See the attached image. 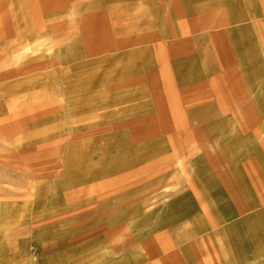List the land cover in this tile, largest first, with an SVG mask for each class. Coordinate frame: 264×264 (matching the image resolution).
<instances>
[{
  "label": "rangeland",
  "instance_id": "374dc122",
  "mask_svg": "<svg viewBox=\"0 0 264 264\" xmlns=\"http://www.w3.org/2000/svg\"><path fill=\"white\" fill-rule=\"evenodd\" d=\"M151 1L156 5V0ZM158 1L165 3L169 0ZM220 2L224 3L216 9H219L218 16L228 11L225 0L215 3ZM113 3L114 0H0V199L5 203L4 215L0 214V264H238L231 245L225 244L227 236L223 229L227 218H232L236 212L229 211L233 208L226 206H222L223 209L219 202L213 206L208 198L212 187L226 188L229 198L239 205L240 211L253 210L256 226L259 224L262 228L259 230L263 235L262 241L264 224L259 212H264V176L257 181L258 184L241 179V187L245 189L241 194L245 198L243 201L227 184L228 174L217 171L213 162L218 159L214 148L220 140H216L222 136L228 138L225 143L230 152L227 155L225 150L223 158L235 161L240 172L243 171L244 159L250 155L262 157L264 168V106L259 105L261 109H257L255 105V102L264 103V93L260 98L253 95V90L260 86L264 92V43L252 32V27V31L230 32L233 38L239 36L245 44L237 47L244 65L239 67V63H233L230 65L233 70L229 73L239 82L243 79L241 104L228 112L227 118L219 121L218 128L210 127V130L208 127L209 134L202 136L201 141L185 142L186 139L173 136L167 127L162 126L164 116L150 100L149 87L156 90V79L150 77V86L144 85L148 72H154L158 67L153 63L157 52L153 53L152 46L162 38L158 41H148L147 38L153 33L152 29L160 28L158 32L161 35L166 33L161 29L167 27L162 15V22H156L155 26L150 24L152 27L144 24L141 29L128 31L126 36L140 32L130 36L128 48L137 46L141 35L146 41L142 44L152 48L149 53L138 52L144 56V59L141 57L143 65H140L142 74L139 72L137 78L134 74L132 80L126 81L131 83L128 85L132 94L141 87L149 92L147 97L151 109L142 113L148 119L142 120V125L124 123L122 118L126 117L119 116L99 120L98 111L91 108L83 111L96 106L94 102H86L79 112L71 110V106L67 110L61 101V91L68 86L73 87L78 76L94 74L98 65L94 61L100 60L101 56L110 58L112 55L113 48L109 47L93 56L91 51L104 36L102 29L95 31L93 26L84 30L85 40L81 42L86 47L77 48L74 44L80 43L76 42L79 27L89 12L106 13L103 16L109 22L106 38L111 34L112 38L115 37L114 28L109 31L119 21L118 16L109 12ZM165 9L171 13L173 6H165L163 11ZM161 10L159 6H150L142 14L153 19ZM201 10L205 12L206 6L194 9L196 13ZM182 28L169 33L181 41L190 37L188 43L191 44L199 43V38L205 39V31L211 30L207 24L201 30L197 26L192 28L185 21ZM202 45L197 48L199 60L205 51ZM195 47L176 46L173 50L164 46L168 63L163 69L167 72L165 76H174L176 72L172 62L179 56H192ZM83 48H88L87 57L79 59V62H64L66 54H82ZM189 59L195 63L193 57ZM182 61L184 59L177 62ZM199 78L186 80L182 87H198ZM80 82L87 85L91 77ZM48 88L52 93H46ZM52 96L57 106L53 112L49 109L46 112L45 107L31 110ZM131 113L134 117L141 114L137 109ZM212 113L221 114L220 111ZM215 120L218 121V117ZM150 124L154 125L155 134L141 139L157 141L154 142L156 148L141 152L140 158L132 163L125 162L114 166V170L106 168L107 172H103L109 161L113 164L116 161L108 155L134 145L133 129L144 125L149 127ZM196 130H201V127ZM68 150L71 153L68 154ZM76 154L78 157L71 160L73 164L63 165L68 160L67 156ZM98 161L102 168L97 175H92L88 165L91 167L92 162ZM249 165L251 163L247 161L245 166ZM87 174L90 175L84 176ZM63 175L65 181L74 178L69 186H75L76 191L68 197L58 198L54 207L42 205V199L46 202L57 196L58 189H62L58 192L61 196L66 195L67 190L59 182ZM93 182L104 187L115 185L116 195L102 197L99 189L91 187ZM85 186L87 188L82 190ZM190 193L194 198L191 207L178 213L173 210V214L170 202ZM181 213H189L190 218L175 223L183 217ZM53 227L57 228L56 233H53ZM246 260L239 262L246 264Z\"/></svg>",
  "mask_w": 264,
  "mask_h": 264
},
{
  "label": "crops",
  "instance_id": "0c3cea01",
  "mask_svg": "<svg viewBox=\"0 0 264 264\" xmlns=\"http://www.w3.org/2000/svg\"><path fill=\"white\" fill-rule=\"evenodd\" d=\"M156 5H154V2L151 0H114V3L109 6V12L110 14H114L118 16L119 21L115 22L112 25V28H109L110 30L116 31L114 34V38H112V34L106 38L107 35V27L108 26L106 20L103 18V14H94L92 12H89L88 16L84 17L83 24L81 23V27H79V36L82 33L83 30L88 29V27H92L95 29H102L104 32V36L99 38L97 42V46L95 50H92L93 56L98 54L99 52H103V50H107L109 47L113 48L111 50L112 55H110V58H105L104 56H101L98 61H94V64H98L94 68V74H88L89 76L80 75L77 79H75V82L72 86H68L66 89H63L61 91V101L63 105L65 106L67 110H69V107L71 110H77L78 112L83 109L86 102H94L96 106L84 108L85 109H92L94 111H98V118L99 120H111L119 117H126L122 118L125 122L128 124H138L144 119H148V116H142L143 111H149L151 109L150 100L153 104L156 105V109L162 112L164 117L168 118H162L163 123L162 126L164 128H168L169 132H172L173 136H179L180 139L184 136L186 132H191V130H194L198 127L205 128L206 127H219V121L223 120L224 118H227L228 112H232L235 107L240 106V95L241 90L243 87V79L239 82L237 78H232L229 73L233 70L230 68V65H234L233 63H239V67H242V64L244 65L243 57H241V54L238 53L237 47H244V43L241 42L239 36L237 37L235 35V38H233V33L230 34V32H244V31H252L251 27L253 28L252 32H255V34L258 36L260 41L264 43V0H225L226 4V11L223 15L218 16V10H216L218 7L222 6V3L216 4L215 2H218V0H169L170 3H160V1L156 0ZM235 1V2H234ZM95 4V2H94ZM99 4V3H96ZM168 5L173 6V11L171 13L166 12L167 9L163 11V8ZM150 6H159L162 8L161 13L156 18H152V16H145L142 14L143 10ZM163 6V7H162ZM206 6L205 12L201 10L200 12L196 13L194 9H200L202 7ZM182 9H188L187 12H184ZM216 10V11H215ZM108 12V13H109ZM195 12V13H194ZM89 15H92V18H89ZM162 15H163V21L167 25V27H163V32H166L165 34L161 35V32H158V29H152L153 33H150L148 35L149 39L148 41H151L153 39H156L157 41L162 38L160 42L155 43L152 48L147 47L146 44H142L146 42L142 37H138L137 46L134 48H128L129 43L131 42V37L137 34H140L139 31H136L135 34H130L128 36V31H132L135 29H141L142 26H149L152 27L150 24H153L155 26L156 22H162ZM109 16V15H108ZM145 16V18L143 17ZM185 22H188L193 27H198L199 29H204L205 24H207L211 30L207 29L205 31V39L199 38V43H188L190 42V37L188 40L181 41V38L174 39L175 35L173 36L172 33L169 31L172 30H183V20ZM90 19H94L92 21L93 23L88 22ZM111 20V17H110ZM117 20V19H116ZM155 20V21H154ZM85 21V22H84ZM145 24V25H144ZM252 25V26H251ZM156 31V33L154 32ZM209 32H216V33H210ZM127 35H126V34ZM155 33V34H154ZM161 37H158V36ZM238 35V34H237ZM78 36V37H79ZM108 36V35H107ZM79 38L76 39V42ZM186 39V38H183ZM198 40V39H196ZM79 41V40H78ZM201 41V43H200ZM80 42V41H79ZM201 44L205 49L208 50V60L210 61L209 66L211 68L207 69V73H202L197 75V70L194 72L192 76H189L188 74H185V71L183 72L182 79L181 78V69H178V72H180V77L175 73V75H168L165 76L167 72H163V69L167 67V59L166 54H164V46L172 47L174 50L176 46H196L194 49V54L192 56H188L187 58H194L195 64H201L199 60V52L197 51V48L201 46ZM74 45L83 46V43H75ZM222 45L224 48H226L228 45H233L234 52L229 55V52L227 54H224L218 50V47ZM227 46V47H226ZM74 47V46H73ZM157 49H154V48ZM214 48V52L213 49ZM84 49V48H83ZM88 49V48H87ZM87 49H84V53L82 51V54L80 53H74V54H66L65 55V61H78L81 58L87 57L85 53L89 52ZM118 49V50H115ZM153 50V53L155 51L157 52L155 57V62L157 63L158 67L157 70L154 72H148L146 75V82L144 85H147L149 87L150 85L148 82L150 79H156L154 75H157L156 72L158 71V68H163L161 72L159 73V76H157V87L160 86L162 79H166L168 81H171L173 83L174 87L177 91L180 92L179 98H177L175 101H163L165 100V93L161 94L162 98L158 96L156 98V90L149 87L150 89V100L148 102L147 94L149 93L145 88H138V92L131 93V89L129 88L128 84L126 83L128 80H132L134 78H137L139 76V72L142 74L141 66L143 65L141 57L144 59V56L138 55V52H148ZM225 50V51H226ZM115 51V52H114ZM135 53V54H134ZM215 53V54H214ZM139 56V57H138ZM214 56V59H213ZM216 57V58H215ZM140 58V59H138ZM182 58V56H179V58L175 61H173L172 67L174 68V64L181 60V59H187ZM198 58V60H197ZM201 58V57H200ZM219 60H218V59ZM105 59H111V60H105ZM197 61V62H196ZM159 62V64H158ZM106 63H110L107 66H104ZM220 64V65H219ZM141 65V66H140ZM149 66V63H147ZM166 66V67H165ZM104 67H107L105 70ZM171 65L169 64V68ZM220 67V68H219ZM186 70V69H182ZM236 70V68L234 69ZM95 71H97L95 73ZM175 71V70H174ZM113 75V76H112ZM153 75V77H152ZM142 76V75H141ZM140 76V77H141ZM189 76V77H188ZM200 77L198 87H195L194 89L184 88L182 87L186 80L190 79L192 77ZM91 77V82L87 85L81 84V79ZM151 77V78H150ZM150 78V79H149ZM216 78V79H214ZM215 80L219 83L220 87V94L222 95L221 100L219 101V97L215 94H211V81ZM219 80V81H218ZM123 81V82H121ZM151 82V81H150ZM182 84V85H181ZM186 84V83H184ZM188 84V82H187ZM143 85V82H142ZM191 85H189L190 87ZM203 86H206L207 88L204 89ZM200 87V88H199ZM261 86L257 89L253 90V95H258L257 97L260 98V95H262L264 92L260 89ZM46 93L50 94L52 92L49 91V88L45 90ZM55 98L53 96L51 98H48L47 101H45L44 104L33 106L31 110L37 111L40 107H45L46 112L51 110H55L56 103ZM126 100V101H125ZM199 102H196V101ZM257 100V99H256ZM147 101V102H146ZM140 104H144V106L139 107ZM264 106V103L262 102H255L256 108L261 109L259 105ZM223 105V107H221ZM49 109V110H47ZM139 110L140 115L137 117L133 116V113H131L134 110ZM253 109V108H252ZM40 110V109H39ZM214 111H220V115L213 114ZM80 115V114H79ZM81 116V115H80ZM218 117V121L215 119ZM127 119V120H126ZM214 121V122H213ZM139 125H142L140 123ZM146 126V125H144ZM171 128V129H170ZM220 137V136H219ZM226 137V136H225ZM264 137V135H263ZM184 139V137H183ZM223 143L224 145H221L220 143H217V145L214 148V153L216 155H222L224 154L226 150V154L230 155L229 147L226 145V143L229 141L226 137L223 138L222 136L216 140ZM88 140H83L82 142H86ZM181 141V140H180ZM196 141H201V138H197ZM226 142V143H225ZM76 146V145H73ZM72 147V146H71ZM70 147V148H71ZM228 149V150H227ZM81 151V150H77ZM77 151H73L72 153H75ZM71 151L68 150V154ZM119 152H113L112 154L108 156H112L115 158V154ZM77 154L73 156H67L66 162L63 164H73L71 160L76 159ZM228 157V156H227ZM66 158V157H65ZM111 160V159H110ZM262 157L250 155L247 156L246 159H244L242 168L243 171L241 172L242 175H247V183L249 181L254 180V176L256 177L253 181L256 183V181H260V178L264 176V168L262 163ZM249 161L251 163V168L249 166H245V163ZM100 161L97 163H91V165H95V167L88 165V170L92 172V175H97L99 171L101 170L102 166L99 165ZM131 162V161H130ZM132 163V162H131ZM74 165L79 167V164L74 162ZM108 165V166H107ZM105 168H103V172H107V169L114 170L115 167H117V163L114 164L112 161H109V164L107 163ZM115 166V167H114ZM86 168V167H84ZM107 168V169H106ZM253 168V177L250 176L251 172L250 170ZM106 169V170H104ZM236 173L238 176V172L234 170V172H228L227 174H234ZM226 174V173H224ZM90 174L84 175L88 176ZM240 178V177H238ZM209 180V178H208ZM74 181V178L65 181L64 175L60 178V184L61 187L65 188L67 190L66 195L59 194L62 189H58L57 196L48 199L46 202L42 199V205L45 204V206H51L54 207L57 202L58 198H64L72 195L77 188L70 187L69 185L72 184ZM78 182V181H76ZM55 183V182H54ZM79 183V182H78ZM94 183V182H93ZM264 183V182H262ZM257 184V183H256ZM91 187H96L100 190L101 196L104 198L112 197L117 188L115 185L113 186H106L94 183ZM87 187L85 186L82 190H85ZM238 189L237 191L243 192L242 189L240 190L238 185L235 187ZM64 189V190H65ZM209 197L211 203L213 206H217L218 202L221 204L220 206H226V208H233L229 211H235L236 214L231 216L232 218H227L225 225H223V229L226 232V236L230 245L232 253H234L235 260L238 264H242L239 261H242L244 258L246 260V264H264V238L262 241L260 240L263 235L260 233L259 224L256 226L257 218L253 217L254 214L253 210H239V205L235 203V201L231 198H229L226 188L221 187H212L209 190ZM116 195V194H115ZM241 197V195H239ZM237 196V198L239 197ZM244 197H241V200L244 201ZM3 201V202H2ZM194 202V198H192V194L186 196L185 194L180 195L179 197L173 199L170 202V210L174 214L173 210L178 213L181 211H184L183 209L190 208V203ZM0 214L4 215V200L0 199ZM173 204V206H172ZM169 205V206H170ZM42 208V207H41ZM223 208V207H222ZM224 209V208H223ZM180 210V211H179ZM185 210V211H186ZM196 211V210H195ZM6 212V211H5ZM192 213V212H191ZM189 214V213H188ZM188 214H183V217L178 220L175 223H181L182 221H187L190 216ZM7 215V214H6ZM259 215L261 217V220L264 224V212L260 213ZM8 216V215H7ZM8 222V218H7ZM6 222V223H7ZM258 223V222H257ZM262 229V228H261ZM57 228L53 227V233H56ZM51 232V231H50ZM235 233V234H234ZM263 245V247H262Z\"/></svg>",
  "mask_w": 264,
  "mask_h": 264
},
{
  "label": "bare ground",
  "instance_id": "6f19581e",
  "mask_svg": "<svg viewBox=\"0 0 264 264\" xmlns=\"http://www.w3.org/2000/svg\"><path fill=\"white\" fill-rule=\"evenodd\" d=\"M89 16H91V15H89ZM91 18H92V16H91ZM92 21H94V19H90V21L88 20V22H90V23H92ZM78 38H79L78 40L80 41V43H82L85 40V32H84V30L82 31V33L80 34V36ZM234 48L235 47L233 45H228L227 50L229 52V55L234 52ZM218 50L220 52L224 53V54H226V52H227L226 48H224L221 45L218 47ZM203 52H204V54H202V59L200 60L201 64H198L197 63L196 66H195V63H193V64L191 63V61H193V60H190V59H188V60L184 59V61H182V62H176L174 64V70H175L176 74L180 77L179 72H178V68L179 69L180 68L186 69V70H182V71L183 72L185 71V74L186 75L188 74L189 76H192L196 70H197V75L202 74V73H207V69L211 68L209 66L210 61L208 60L209 54H208V50L207 49H205V51H203ZM228 52H227V54H228ZM178 66H180V67H178ZM162 69L163 68H160L159 69L160 72H161ZM156 74H157V76H159V72H157ZM155 78L157 79L158 77H155ZM180 79H182V76H181ZM214 79H216V78H214ZM214 79L210 82L211 83V90H210V92H211V94H215V96H216L217 94H220L221 93V91H220L221 90L220 89L221 86ZM156 84H157V82H156ZM157 85H156V98L158 96H160L162 98V95L161 94H163V93H165V100L163 99L164 102L165 101H170V100L171 101H175L177 98L180 97L179 96L180 92L177 91L175 88H173L174 85H173V83H171V81H168L166 79H162V82H161L160 86L157 87ZM217 96L219 97L218 99L220 101L222 95H217ZM148 126L149 127L144 126V127H138L136 129H133L134 131L132 133H133V137H134V142H133L134 145L131 148L129 147L128 150H121V151H119V152H117L115 154V156H116L115 157V159H116L115 162L117 163V166L118 165H123V164H125V162H130V161L132 162L134 160H137V159L140 158V156L142 154L141 152H144L145 153V151L153 150V149L156 148V144L154 142H157V141H153V139L152 140L144 141V140L141 139L143 136L151 137V136H153L155 134V131L153 129L154 128V125H151L150 124ZM209 128H206V129L205 128H203V129L201 128V130L194 129V130H191V132H189V131L186 132L185 134H183L184 135L183 136L184 139H186L184 141L185 142H190L192 140L193 141H196L195 140L196 138H201L202 136L208 135L209 134V131L212 130V128H210V130H209ZM219 143H220V141H219ZM150 145H154V146L152 148H150ZM217 158L218 159H216V161L213 162L215 164L214 167L216 168L217 171H220V172L226 173V174L228 172L229 173L230 172H234V170H236L238 172V176H237L236 173H234L232 175L228 174V176H227V181H228L227 184L228 183L230 184L229 187H230V189H232L233 191H235V195H237V196L241 195L242 194L241 191H237L238 189H236L235 187L238 185L237 183H239L240 189L242 190L241 182L240 181H241V179L242 180L243 179L246 180V177L247 176L245 174L244 175L241 174L240 170L238 169L239 167L237 168L236 165H235V161L233 162L231 160H227L226 158L224 159L223 158V155H221V156L218 155ZM251 167H253V166L250 165L249 168H251ZM204 170L205 169H203V171ZM250 172H251L250 176L253 177V173L255 174V172L253 171V168L250 170ZM203 173L205 174V172H203ZM238 177H240V178H238ZM256 177L254 176V180H255ZM256 183H257V181H256ZM238 198L240 199V196ZM224 233L226 235V232L225 231H224ZM227 237L225 239V244L228 246V245H230V243L227 240Z\"/></svg>",
  "mask_w": 264,
  "mask_h": 264
}]
</instances>
